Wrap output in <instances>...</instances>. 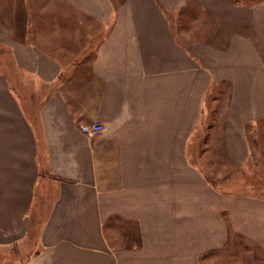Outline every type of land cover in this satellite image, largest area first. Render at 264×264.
Instances as JSON below:
<instances>
[{
  "label": "crops",
  "instance_id": "0c3cea01",
  "mask_svg": "<svg viewBox=\"0 0 264 264\" xmlns=\"http://www.w3.org/2000/svg\"><path fill=\"white\" fill-rule=\"evenodd\" d=\"M235 1H196L233 29L223 45L179 40L172 17L193 0H63L102 28L69 61L0 31V250L31 243L16 264H204L237 237L264 260V198L220 191L191 154L213 91L226 101L212 148L229 165L264 123V0ZM112 222L135 225L136 244L112 247Z\"/></svg>",
  "mask_w": 264,
  "mask_h": 264
},
{
  "label": "rangeland",
  "instance_id": "374dc122",
  "mask_svg": "<svg viewBox=\"0 0 264 264\" xmlns=\"http://www.w3.org/2000/svg\"><path fill=\"white\" fill-rule=\"evenodd\" d=\"M193 1L181 16L172 17V26L179 40L207 39L215 45H223L233 29L201 16L197 0ZM258 1L262 0H238L247 4ZM193 24L213 34L209 37L188 35L187 30ZM0 31L11 39H22L29 33L31 41L40 42L63 59L66 57L67 61L80 55L88 45L91 53L93 45L102 36V28L66 6L63 0H0ZM90 53H87L88 58ZM225 98V89L211 93L209 113L197 132L191 152L193 161L220 191L264 198V123L247 126L245 136L249 158L241 167L229 165L218 155V150L212 148L213 143L219 142L221 126L217 123V116L223 111ZM31 231L29 242L35 237L34 230ZM105 235L114 248L133 246L137 241L136 227L131 224L112 222L111 228L105 229ZM29 245L31 243L20 249L0 250V264H16V256L24 258ZM203 263L264 264V260L242 239L234 237L223 249L207 255Z\"/></svg>",
  "mask_w": 264,
  "mask_h": 264
},
{
  "label": "built area",
  "instance_id": "2783aa9c",
  "mask_svg": "<svg viewBox=\"0 0 264 264\" xmlns=\"http://www.w3.org/2000/svg\"><path fill=\"white\" fill-rule=\"evenodd\" d=\"M79 129L81 132L85 134L95 135L102 130V126L99 124H94V125L83 124L80 125Z\"/></svg>",
  "mask_w": 264,
  "mask_h": 264
},
{
  "label": "trees",
  "instance_id": "16d2710c",
  "mask_svg": "<svg viewBox=\"0 0 264 264\" xmlns=\"http://www.w3.org/2000/svg\"><path fill=\"white\" fill-rule=\"evenodd\" d=\"M235 3H238V0H236ZM211 184H212V182H211ZM212 185H213V184H212Z\"/></svg>",
  "mask_w": 264,
  "mask_h": 264
}]
</instances>
